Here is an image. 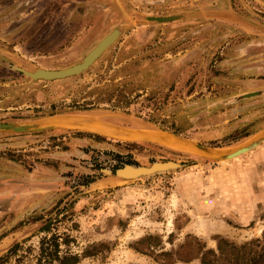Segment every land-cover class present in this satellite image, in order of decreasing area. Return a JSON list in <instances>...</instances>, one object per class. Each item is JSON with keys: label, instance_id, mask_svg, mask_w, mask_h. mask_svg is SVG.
<instances>
[{"label": "rangeland", "instance_id": "rangeland-1", "mask_svg": "<svg viewBox=\"0 0 264 264\" xmlns=\"http://www.w3.org/2000/svg\"><path fill=\"white\" fill-rule=\"evenodd\" d=\"M171 16L178 18L147 19ZM113 29L115 41L77 76L41 82L17 70L75 65ZM122 81L138 96L126 108L99 100L104 85ZM52 116L132 138L0 132L1 264H35L40 238L51 234L60 254L107 244L108 251L77 264H157L129 248L146 235H157L165 251L187 234L212 249L214 235L236 245L259 238L264 169L248 159L264 142L217 161L164 137L177 131L193 144L231 152L264 133V0H0V124ZM140 135L164 136L157 143L136 141ZM127 157L136 166L177 167L127 182L100 173ZM86 177L94 181L83 186ZM47 221L50 232H40ZM238 255L210 263L236 264Z\"/></svg>", "mask_w": 264, "mask_h": 264}, {"label": "trees", "instance_id": "trees-1", "mask_svg": "<svg viewBox=\"0 0 264 264\" xmlns=\"http://www.w3.org/2000/svg\"><path fill=\"white\" fill-rule=\"evenodd\" d=\"M127 85L128 83L125 81L118 84L110 83L108 85H104L101 90L106 91L103 93V97L99 100L103 103L111 104V106L116 108H126V106L138 97L137 95L131 97L132 91L130 89H126ZM108 86H110V88H107ZM144 100H150V98L145 97ZM153 104L156 106V103ZM172 134L177 135V131L172 132ZM93 137L101 139L95 135H93ZM124 165L136 166L137 164L132 161L130 157H127L124 161L114 165L110 170L121 168ZM93 181V177H86L81 185L87 186ZM40 232H50L48 221L40 228ZM169 238L170 235L168 236V239ZM211 239L215 242L214 249L207 247L204 241L187 234L184 236L183 241L179 243L175 249L165 251L162 250V242L157 235H146L129 245V248L136 253L149 256L157 264H174L176 262L189 263L194 260H198L201 264H211L214 260H217L219 256L235 252L239 254L236 257L240 259V262L236 264H264V229L261 231L259 238L250 239L248 242L241 245H236L233 241L219 235H214ZM67 242L68 241L65 238L62 240L61 244L65 246L67 245ZM59 246L60 243L58 242L57 236L54 234H51L49 237L40 238L35 264H77L84 258L94 257L108 251L107 244L103 242L86 246L80 254H74L69 251H65L60 254ZM16 247L17 245H14L9 253L13 254ZM155 249L159 252L155 253ZM211 258L212 261H209ZM2 262L3 260H0V264Z\"/></svg>", "mask_w": 264, "mask_h": 264}, {"label": "water", "instance_id": "water-1", "mask_svg": "<svg viewBox=\"0 0 264 264\" xmlns=\"http://www.w3.org/2000/svg\"><path fill=\"white\" fill-rule=\"evenodd\" d=\"M178 17L171 16V17H157V18H147L149 21H154L157 23H165L176 20ZM119 31L117 29H113L108 35L103 37L83 58L82 60L72 66L58 69V70H46V69H37L32 71H25L21 69H17L20 73H22L25 77L29 78L32 81H41V82H53V81H60L70 77L77 76L84 72L99 56L100 54L109 47L118 36ZM53 118H57L55 116L40 119L37 121L29 122L26 124H17V123H4L0 124V132H28L33 130H48V129H69V130H76L87 132L96 136L108 137L112 139H119L116 136L112 135H120L129 134L125 131H117V130H108L110 134L104 132H95L85 128L82 126H78L75 124H68L67 127H57L50 125V120ZM106 132V131H105ZM135 134V133H134ZM139 135V134H137ZM167 136L174 137L189 146V148L208 159H215L217 161H227L231 158L236 156H241L243 154L248 153L249 151L253 150L254 148L258 147L261 143L264 142V133L258 135L255 139L250 141L249 143L238 147L237 149L229 152H217L212 149H208L192 142L178 137L174 134H165ZM141 136V135H140ZM149 136L142 135V138L136 140L141 142H157L150 138ZM124 140V139H120ZM129 141V140H126ZM159 143V142H157ZM177 167L176 164L172 162H153L147 166H129L124 165L121 168L115 170H100L102 175H106L107 177H111L120 182H127L132 181L141 177H146L152 174L161 173L167 170H171Z\"/></svg>", "mask_w": 264, "mask_h": 264}, {"label": "bare ground", "instance_id": "bare-ground-1", "mask_svg": "<svg viewBox=\"0 0 264 264\" xmlns=\"http://www.w3.org/2000/svg\"><path fill=\"white\" fill-rule=\"evenodd\" d=\"M64 121V119H62V118H59V117H57V118H53V119H51L50 120V125H53V126H57V127H67V126H69L68 124H70L68 121H66L65 120V122H63ZM71 125V124H70ZM85 129H88V130H91V131H95V132H99V131H101L100 129H102V128H95V127H88V126H83ZM93 128V129H92ZM99 129V130H98ZM105 130V129H104ZM103 129H102V131L101 132H104V133H107L108 134V132H105ZM122 134V133H121ZM113 136V135H112ZM164 135H161L160 136V138H158V141L159 142H161L160 141V139L163 137ZM166 137H169V138H166ZM121 139H124V140H129V139H131L132 138V136L131 135H129V134H126V135H123V136H121L120 137ZM136 138V137H135ZM140 138H142V136L141 137H139L138 139H140ZM165 139H168V140H170L169 142L168 141H165L167 144H169V145H179V146H184V147H187V148H189V146L187 145V144H185L184 142H182V141H180V140H178V139H176V138H174V137H171V136H167V135H165V137H164ZM138 139H136V140H138ZM190 149V148H189ZM237 149V148H236ZM236 157H239V156H236ZM236 157H234V158H236ZM234 158H231V159H234ZM205 222V221H204ZM206 223V222H205ZM200 224V223H199ZM207 225H209V224H207ZM203 226H205V225H203ZM216 227H209L210 228V230L208 229L207 230V228H206V230H205V227L203 228V231H211V230H213V231H215L216 229H218V227H219V224H216L215 225ZM220 229V228H219ZM220 231H222V228L220 229Z\"/></svg>", "mask_w": 264, "mask_h": 264}, {"label": "crops", "instance_id": "crops-1", "mask_svg": "<svg viewBox=\"0 0 264 264\" xmlns=\"http://www.w3.org/2000/svg\"><path fill=\"white\" fill-rule=\"evenodd\" d=\"M253 156L251 155L248 159V162H252L253 159L257 162H259L262 166V168L264 169V147H261L260 149H258L257 151H252ZM253 158V159H252ZM245 162H247V160H245ZM204 233H206L205 231H203Z\"/></svg>", "mask_w": 264, "mask_h": 264}]
</instances>
